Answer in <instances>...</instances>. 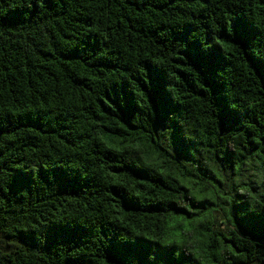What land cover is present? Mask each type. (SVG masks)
<instances>
[{"label": "trees", "instance_id": "16d2710c", "mask_svg": "<svg viewBox=\"0 0 264 264\" xmlns=\"http://www.w3.org/2000/svg\"><path fill=\"white\" fill-rule=\"evenodd\" d=\"M0 264H264V0H0Z\"/></svg>", "mask_w": 264, "mask_h": 264}]
</instances>
